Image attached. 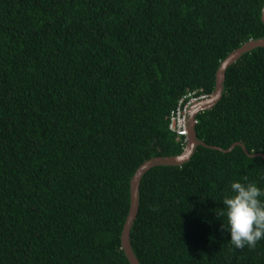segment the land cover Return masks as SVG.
<instances>
[{
	"label": "trees",
	"instance_id": "trees-1",
	"mask_svg": "<svg viewBox=\"0 0 264 264\" xmlns=\"http://www.w3.org/2000/svg\"><path fill=\"white\" fill-rule=\"evenodd\" d=\"M263 7L0 0V264H130L133 175L183 153L171 113L188 94L211 96L222 61L264 38ZM196 120L207 145L242 146L148 171L133 251L140 264H264V239L235 249L217 215L232 182L264 189V159L244 152L264 155V47L228 68L222 99Z\"/></svg>",
	"mask_w": 264,
	"mask_h": 264
},
{
	"label": "water",
	"instance_id": "water-1",
	"mask_svg": "<svg viewBox=\"0 0 264 264\" xmlns=\"http://www.w3.org/2000/svg\"><path fill=\"white\" fill-rule=\"evenodd\" d=\"M264 8V7H263ZM264 23V19H262ZM264 47V38L258 40H250L240 48L231 52L220 64L217 73H216V85L213 94L209 97L196 101L192 104L187 112V127H188V137L187 144L184 148V151L181 155L168 156V157H156L145 161L135 172L131 179V188H130V210L126 222L123 227L121 234V245L130 264H140L138 258L136 257L133 246L131 242V231L136 222L137 215L140 208V186L143 177L145 174L158 166H183L186 163L190 162L192 157L197 152V149L200 146L219 150L223 152H231L237 145H241L240 142L233 144L229 149L223 150L216 146L207 145L205 142L198 139L196 132V118L197 116L207 110L214 108L218 102L223 97L224 91V81L226 77L227 70L230 66L236 63L244 54L249 53L257 48ZM244 152L251 158L253 157H262L264 155L261 153L250 154L245 148Z\"/></svg>",
	"mask_w": 264,
	"mask_h": 264
},
{
	"label": "clouds",
	"instance_id": "clouds-1",
	"mask_svg": "<svg viewBox=\"0 0 264 264\" xmlns=\"http://www.w3.org/2000/svg\"><path fill=\"white\" fill-rule=\"evenodd\" d=\"M261 19H264V8L261 9ZM186 128L188 131L187 122ZM188 134L189 131L184 136L185 146ZM243 179L248 180L247 176ZM261 197H264V189L258 187L255 182L239 181L232 182L231 194L224 195L222 200L224 207L217 215L226 217L227 226L223 222L222 227L231 234L229 243L235 249L247 247L254 250L257 243L264 239V201L260 199Z\"/></svg>",
	"mask_w": 264,
	"mask_h": 264
},
{
	"label": "built area",
	"instance_id": "built-area-1",
	"mask_svg": "<svg viewBox=\"0 0 264 264\" xmlns=\"http://www.w3.org/2000/svg\"><path fill=\"white\" fill-rule=\"evenodd\" d=\"M194 93L188 94L187 96L183 97L176 110L173 111L170 115V123H169V129L172 132H175L178 136H186L187 135V128H186V122H187V112L192 104H194L196 101L204 99V97L195 98ZM186 99H188L187 102Z\"/></svg>",
	"mask_w": 264,
	"mask_h": 264
}]
</instances>
